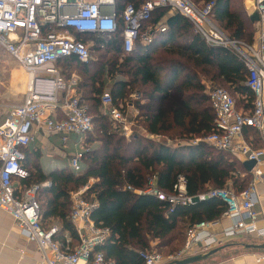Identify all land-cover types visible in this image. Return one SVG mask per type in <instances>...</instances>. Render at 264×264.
Instances as JSON below:
<instances>
[{
    "label": "trees",
    "instance_id": "obj_1",
    "mask_svg": "<svg viewBox=\"0 0 264 264\" xmlns=\"http://www.w3.org/2000/svg\"><path fill=\"white\" fill-rule=\"evenodd\" d=\"M146 1L117 3L122 12L129 4L140 7ZM191 1L200 8L213 3L209 13L213 22L233 39L253 40L256 23L242 0ZM164 17L167 19L163 32L157 25ZM148 35L152 36L149 43L145 40ZM83 40L90 44L92 59L88 63L70 56L58 60L57 65L67 75H80L79 99L91 115L99 137H90L91 131L85 135L88 144L93 145L83 152L81 172L68 168L42 174L38 180H32L31 174L20 183L32 186L50 179L52 186L42 188L36 195L38 200L39 194L44 193L40 204L42 224L50 229V221L59 219L62 227L54 239L65 241V234L69 233L73 247L79 241L70 220L71 195L89 185L84 197L96 205L92 218L110 230L107 241L97 250L104 251L115 264H145L142 251H178L184 246L188 229L220 219L227 209L218 198L172 206L155 195L140 193L151 179H155L160 190L170 194L183 175L187 179V193L192 197L228 187L239 194L252 183V173L238 157L204 143H192L216 130L207 84L210 90L227 86L242 101L239 109L252 110L254 95L245 84L248 70L234 50L208 44L195 31L192 21L171 7L155 9L143 23L131 53L123 50L121 31L111 38L90 35ZM96 54L100 55L95 59ZM109 79L116 107L133 101L139 108V114L132 119L137 126L178 143L153 140L138 130L126 137L118 123L100 110ZM133 94L138 98L131 100ZM246 131L253 136L255 146L264 145L255 129Z\"/></svg>",
    "mask_w": 264,
    "mask_h": 264
},
{
    "label": "built area",
    "instance_id": "obj_2",
    "mask_svg": "<svg viewBox=\"0 0 264 264\" xmlns=\"http://www.w3.org/2000/svg\"><path fill=\"white\" fill-rule=\"evenodd\" d=\"M212 6L210 3L200 8L191 0H147L140 7L129 4L120 12L117 0H0V49L17 60L29 75L34 74L32 87L28 88L23 102L13 107L0 123V209L10 213L22 234L37 243L41 256L39 264H115L104 251L97 250L107 241L110 230L92 218L96 205L84 197L89 185L71 195L70 220L79 241L73 247L69 233L61 242L54 239L58 227L46 229L42 224L41 206L36 195L40 189L51 187L52 183L46 181L32 186L20 183L21 179L30 177L23 163L22 149L33 141L36 130L45 129L58 134L63 142H67L72 135L84 138L94 126L79 96L68 93L71 88L74 91L75 81L68 84L63 81L56 67L57 61L74 56L88 63L92 54L90 44L83 37L111 38L119 31L124 52H133L143 23L161 7H171L188 17L195 31L208 44L234 50L247 67L245 84L254 95L253 108L246 112L237 107L235 98L227 89H211L209 95L216 115V130L192 143H204L230 152L243 162L254 160L256 165L250 171L253 182L239 194L228 188H218L192 197L187 193V179L183 175L178 177L173 192L167 194L157 187L155 179H151L145 190H139L140 193L155 195L172 206L218 198L227 209L220 219L188 229L184 246L169 257L158 251H142L141 257L145 264H165L209 251L220 245L222 238L249 235L264 242V225L260 224L264 218L257 210L260 201L257 183L264 179V145L257 147L244 138L246 129L251 128L264 142V0H255L259 26L253 40L248 42L231 38L213 22L209 17ZM161 31H166V27H161ZM145 40L151 42L152 36H146ZM100 47L104 48L105 44ZM50 77L58 82L60 89L67 91L60 105L55 95L49 103L48 97L37 89L38 84L54 81ZM102 104L121 132L130 136L135 122L114 105L111 92H104ZM58 110L61 117L57 115ZM82 155H76L71 161V168L76 173L82 170ZM16 181H19L18 185ZM222 219H229L231 223L222 226Z\"/></svg>",
    "mask_w": 264,
    "mask_h": 264
},
{
    "label": "crops",
    "instance_id": "obj_3",
    "mask_svg": "<svg viewBox=\"0 0 264 264\" xmlns=\"http://www.w3.org/2000/svg\"><path fill=\"white\" fill-rule=\"evenodd\" d=\"M242 3L251 17L257 13L255 0H242ZM166 19V17L162 18L157 27L161 28L165 26ZM252 21H255L256 23L257 33L259 18ZM56 67L60 72V77L66 84L70 82L72 83L73 80L75 81V84H73L74 86H72L74 91H72L71 88L68 90V93L80 96V91L78 90L80 75L77 72L67 75L58 65H56ZM37 89L42 91V93L48 97L47 102L49 103H51L50 98L52 95H55L60 105L67 95L65 89H60L58 87V82L56 80L51 81L48 84H38ZM132 96L133 98H131V100L138 98L137 94H133ZM120 108L130 117L131 120L139 114V108L133 104V101L126 102V104H124V106L122 105ZM4 110V108H0V123H2L10 113L5 114ZM100 110L102 113L106 114L103 104L100 107ZM57 115L58 117L62 116L60 110H58ZM136 130H138L142 136L153 140L159 138L161 142L169 144V139L167 137L150 134L135 123L133 131ZM244 138L250 143H255L252 140L253 136H251V133L248 131H245ZM84 139L85 138L83 137L72 135L69 141L63 142L58 134L48 132L45 129L36 130L33 141L27 147L22 149V153L24 154L23 163L28 168L30 176L32 174L31 179L38 180L39 177H43L42 174H54L61 170L68 168L71 169V161L73 157L78 154H83L85 151L83 150L85 143ZM47 181H50V179ZM93 181L94 179L91 180V182ZM262 181L263 183L258 185V188H260V201L257 205V210L260 213V217L264 218V179ZM15 184L18 185L19 181H16ZM41 195L42 193L39 194V196ZM261 195L263 196L262 198ZM50 222L51 223L48 225L50 228L56 226L60 229L62 227L59 219L53 218ZM230 223L229 219H222L221 221L222 226H228ZM260 224L264 225L263 219L260 221ZM243 237L251 236L242 235L236 237L237 239L222 238V241L226 242V244L223 245V249L215 253L209 259L195 264H264V258H262L264 257V249L252 248L250 247L252 243L245 244L238 240ZM217 247L218 245L215 246V248ZM40 260L41 256L37 243L29 240L22 234L16 220L10 213L0 209V264H39Z\"/></svg>",
    "mask_w": 264,
    "mask_h": 264
},
{
    "label": "rangeland",
    "instance_id": "obj_4",
    "mask_svg": "<svg viewBox=\"0 0 264 264\" xmlns=\"http://www.w3.org/2000/svg\"><path fill=\"white\" fill-rule=\"evenodd\" d=\"M199 3H202V2H199ZM149 27H151V26H149ZM142 35H145L144 32ZM143 37H145V36H143ZM241 40L247 41V42L249 41V39L247 37L241 38ZM99 55L100 54H98V55L96 54L95 59L98 58ZM108 57H110V56H107V58ZM95 65H97V62ZM31 77H32L31 74L29 75L19 65L17 60L12 58L8 53L3 51L2 49H0V108L5 109L4 110L5 114H8L11 111L10 109H12L14 106H17L23 102V100L27 94V91H28V87H29V84L31 81ZM80 79H81V77H80ZM111 83H112V80L109 79V82H107V84H110V85L106 86V91H111ZM207 87H208V91H210L211 87H209V84H207ZM222 87L227 89L229 91V93H231V91L227 88V86L223 85ZM231 95L235 98L237 107L238 108L241 107L243 104L242 101L240 99H238V97L235 96V94L231 93ZM89 136L92 138L93 137L94 138L99 137V134L97 133L96 128L94 129V126H93V129L91 130ZM156 139L159 140V138H156ZM84 140L86 141V139H84ZM181 142H185V141L183 140ZM168 143L170 145H174L175 143H178V141L173 142V141L169 140ZM92 145L93 144L89 145L88 142L86 141V144L84 143L83 150H87ZM261 183H263V181L259 180L257 183V186ZM258 189L260 191V188H258ZM230 190H232V188H230ZM262 195H263V193H262ZM262 195H261V198L263 197ZM38 200H39V203L42 205V202L44 200V193H42V195L39 196ZM238 240H240L241 242H243L245 244H250V243L258 244V243L262 242L261 240L251 238V237H243V238H239ZM222 243L220 245H218V247L226 244V242H223V241H222ZM153 250L158 251L164 257H169L170 255L177 252V251L171 252L169 249H164V250L153 249Z\"/></svg>",
    "mask_w": 264,
    "mask_h": 264
},
{
    "label": "water",
    "instance_id": "obj_5",
    "mask_svg": "<svg viewBox=\"0 0 264 264\" xmlns=\"http://www.w3.org/2000/svg\"><path fill=\"white\" fill-rule=\"evenodd\" d=\"M258 18H259V16L257 13H255L252 16V20H254V19L257 20ZM50 79L54 80L53 77H50ZM255 165H256V161H254V160L244 161V166L246 167V169L248 171H251ZM250 247L256 248V249H264V243L252 244V245H250ZM223 248H224V246H220L217 248L210 249L209 251H206L203 253H198V254L188 256V257H185L182 259L170 261V262L165 263V264H195V263H199V262H202L204 260L209 259L211 256H213L215 253H217L218 251H220Z\"/></svg>",
    "mask_w": 264,
    "mask_h": 264
},
{
    "label": "bare ground",
    "instance_id": "obj_6",
    "mask_svg": "<svg viewBox=\"0 0 264 264\" xmlns=\"http://www.w3.org/2000/svg\"><path fill=\"white\" fill-rule=\"evenodd\" d=\"M31 81H30V84H29V87L28 88H31L32 87V81L34 80V74H31Z\"/></svg>",
    "mask_w": 264,
    "mask_h": 264
}]
</instances>
